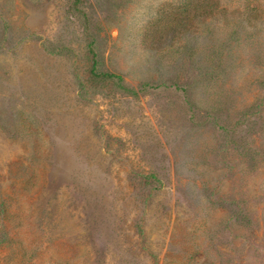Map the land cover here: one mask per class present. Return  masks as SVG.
<instances>
[{"label":"rangeland","instance_id":"374dc122","mask_svg":"<svg viewBox=\"0 0 264 264\" xmlns=\"http://www.w3.org/2000/svg\"><path fill=\"white\" fill-rule=\"evenodd\" d=\"M0 264H264V0H0Z\"/></svg>","mask_w":264,"mask_h":264},{"label":"trees","instance_id":"16d2710c","mask_svg":"<svg viewBox=\"0 0 264 264\" xmlns=\"http://www.w3.org/2000/svg\"><path fill=\"white\" fill-rule=\"evenodd\" d=\"M187 4L191 5L195 11L196 16H212L214 9L219 6L220 0H186ZM184 18L181 19L180 25L187 30L191 26L190 10L184 12ZM112 76V74L107 73Z\"/></svg>","mask_w":264,"mask_h":264}]
</instances>
